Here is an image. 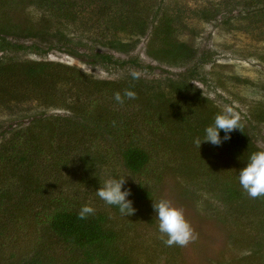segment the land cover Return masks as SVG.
I'll use <instances>...</instances> for the list:
<instances>
[{
	"label": "trees",
	"instance_id": "16d2710c",
	"mask_svg": "<svg viewBox=\"0 0 264 264\" xmlns=\"http://www.w3.org/2000/svg\"><path fill=\"white\" fill-rule=\"evenodd\" d=\"M31 1L0 0V50L36 47L35 44L12 43L5 38L7 34L26 36L66 29V36L71 33L100 46L128 52L146 33L149 18L153 17L151 21H155L159 12V7L155 9L151 0H34L48 8L52 6L48 12L36 16L26 9ZM180 1L172 0L171 4L177 6L160 19L165 27L161 36L158 35V41L153 40L168 46L176 59H181L187 51L180 41L194 45L195 36L201 29V26L186 28L187 21H182L184 11L177 4ZM192 10L198 14L201 25L222 11L213 1ZM171 34L178 38V43L171 40ZM93 56V64L118 61L105 53L96 52ZM230 81L243 99V80L234 76ZM176 83L180 89L184 81L180 79ZM90 88L98 89V97L82 100ZM63 89L73 91L75 97L66 104H59L56 94ZM124 89L136 92L137 98L117 103L114 93L119 91L123 95ZM56 108L68 113H45ZM216 114L211 115L203 106L194 103L175 106L142 81L127 78L96 80L78 67L54 60L7 54L0 58V134L4 126L10 130L18 128L17 133L37 152L45 151L44 140L53 145L58 138L57 149L65 152L69 147L83 143L84 139L96 148L99 141L107 138L114 143L120 160L130 173L140 174L155 163V158H160L163 164L157 161L156 164L180 185L201 192L219 205L239 204L234 212L238 218L250 213L264 218V197H248L239 184V169L247 163L251 153L260 151L245 133L243 125L219 146L202 141L198 148L195 143L197 139L205 138L204 130L213 123ZM23 119L28 122L13 125L15 120L21 122ZM36 127L45 128V135ZM220 136H224L222 130ZM75 157L79 165L78 182L93 187L96 192L103 185L102 177L95 171L99 158L89 153H79ZM3 161L4 157L0 155V162ZM156 181L158 186L154 188H148L141 181L128 186L131 194L127 198L133 202V207L136 201L153 195L152 191L158 194L155 190L161 189L163 180L157 178ZM43 198L46 199L38 190L31 195L16 193L15 200L29 210H39L45 215L43 227L49 231L47 239L43 237L40 244L33 247L29 258L15 257L14 251H10L11 259H8L4 251L10 250V246L0 229V255L3 258L0 264H133L132 248L129 249L124 241L125 231L109 226L104 212L95 211L94 215L82 220L78 218L80 209L56 205L54 198H50L48 205ZM154 198L152 205L156 202ZM107 206L127 220L117 206ZM151 211L154 216L153 206ZM161 235L155 242L162 246L161 250L170 249Z\"/></svg>",
	"mask_w": 264,
	"mask_h": 264
},
{
	"label": "rangeland",
	"instance_id": "374dc122",
	"mask_svg": "<svg viewBox=\"0 0 264 264\" xmlns=\"http://www.w3.org/2000/svg\"><path fill=\"white\" fill-rule=\"evenodd\" d=\"M210 1L219 4L222 11L201 25L198 14L192 9ZM171 3L172 0H151L155 9L159 7L156 20L149 18L146 33L128 52L103 47L71 33L66 36V29H51L26 36L5 35L12 43L23 46L35 44L36 47L0 50V58L7 54L54 60L78 67L96 80L127 78L142 81L175 106L194 103L203 106L211 115L231 106L240 114L241 124L253 144L260 151L264 150V0L178 2L184 11L182 21H187L186 28L201 26L194 45L180 41L181 46L187 47L181 59H176L168 46L153 41H158V35L161 36L165 27L160 19L177 6ZM48 7L32 0L26 9L39 16L52 8ZM170 38L178 43V38L173 34ZM96 52L111 55L118 61L93 64L91 61H94L93 53ZM132 70L141 73L138 80L130 75ZM234 76L243 80V99L230 81V77ZM180 79L184 83L178 89L176 81ZM92 88L87 89L82 100L98 97V89ZM71 97H75L71 90L63 89L56 94L59 104L68 103ZM45 113L65 115L68 111L56 108ZM27 122L28 119L21 122L15 120L13 125ZM10 129L4 126L0 134V155L4 157V161L0 162V229L10 246V250L4 251L7 254L5 258L11 257L10 251H14L15 257L29 258L33 247L39 245L43 237L47 239L49 231L43 227L45 215L39 210H29L15 200L16 193L31 195L39 190L48 205L51 204L50 198H54L53 203L59 206L80 209L88 204L95 211L104 212L109 226L125 231L124 241L129 249L132 248L133 264H264V218L254 213L238 218L234 212L239 204L219 205L201 192L180 185L168 171L156 164V161L163 164L160 158L154 157L155 163L142 173L133 174L124 167L114 143L107 138L99 141L96 148L84 139L87 145L78 143L65 152L57 149L58 138L53 145L44 140L45 151L37 152L17 133L18 128ZM40 132L45 135V128H41ZM79 153H89L99 158L95 171L102 177V184L107 179L126 177L123 187L128 188L141 181L148 188H154L158 186L156 179L159 178L163 180V186L155 190L158 194L152 191L153 195L136 201V212L124 220L97 196L93 187L78 182L79 165L75 156ZM153 198L156 201L168 199L182 208L198 239L186 247L172 246L161 250L162 246L155 242L161 234L156 213L153 216L151 211Z\"/></svg>",
	"mask_w": 264,
	"mask_h": 264
},
{
	"label": "clouds",
	"instance_id": "9594fccd",
	"mask_svg": "<svg viewBox=\"0 0 264 264\" xmlns=\"http://www.w3.org/2000/svg\"><path fill=\"white\" fill-rule=\"evenodd\" d=\"M130 75L134 80H138L141 73L137 70H132ZM136 98V92L130 89H124L123 95L119 91L114 93V99L119 104H123L125 99L135 100ZM241 127L240 114L231 106H226L215 115L213 123L206 126L204 130L205 138L202 140L197 139L195 143L198 148L202 141L219 146L223 141L231 138V132L241 130ZM221 130L224 132L223 137L220 136ZM125 178L105 180L103 185L96 189V194L106 204L117 206L120 213L128 217L133 215L136 209L133 207V202L127 198L130 196L131 190L123 188L126 183ZM239 184L248 197L252 199L264 197V150L250 154L247 163L239 169ZM152 206L158 219V229L162 234L161 239L166 246L186 247L198 239V234L185 218L182 208L175 206L168 199H160L153 202ZM94 214L95 209L85 204L81 206L78 218L83 220Z\"/></svg>",
	"mask_w": 264,
	"mask_h": 264
}]
</instances>
